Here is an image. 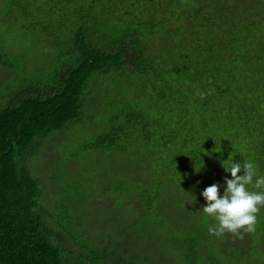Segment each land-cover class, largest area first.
<instances>
[{"label": "trees", "instance_id": "16d2710c", "mask_svg": "<svg viewBox=\"0 0 264 264\" xmlns=\"http://www.w3.org/2000/svg\"><path fill=\"white\" fill-rule=\"evenodd\" d=\"M0 7L2 17L16 14L54 46L68 36L74 56L54 89L0 107V264H78L63 244L70 234L45 222L25 163L39 140L81 118L89 84L110 72L148 76L144 83L158 86L144 96L149 118L140 110L115 115L90 144L136 140L158 154L141 210L186 206L194 226L202 215L210 225L202 192L216 183L223 195L231 173L222 161H251L264 175V0H1ZM151 46H158L153 56ZM172 216L181 223L179 212ZM260 218L255 234L264 230V208ZM191 230L173 247L178 260L206 256L195 241L206 232ZM231 235H223V249Z\"/></svg>", "mask_w": 264, "mask_h": 264}, {"label": "rangeland", "instance_id": "374dc122", "mask_svg": "<svg viewBox=\"0 0 264 264\" xmlns=\"http://www.w3.org/2000/svg\"><path fill=\"white\" fill-rule=\"evenodd\" d=\"M12 15L2 17L0 11V107L23 94L54 89L57 73L68 68L74 57L68 36L54 46V41L45 42V35L34 28L27 30V24ZM107 35L111 38L112 34ZM152 48L153 56L158 46ZM143 80L142 75L128 72L97 78L87 88L81 118L63 132L50 133L37 142L40 147L25 166L37 181L41 194L37 203L45 222L54 228L61 225L70 234L63 244L76 254L71 258L78 264H264V230L242 239L231 235L223 249L224 237L209 233L217 222L208 225L205 215L194 226L186 206L141 210L144 205L139 195L149 176L153 178L158 157L148 146L121 140L91 150L90 144L107 131L106 120L113 116L140 110L149 118L147 100L158 86L152 88ZM163 157L169 158L167 154ZM173 212L180 213L181 223L176 224ZM193 227L206 232L195 238L206 256L178 260L173 247L183 241L180 233ZM104 248L112 255L103 256ZM92 253L96 255L93 259Z\"/></svg>", "mask_w": 264, "mask_h": 264}, {"label": "clouds", "instance_id": "9594fccd", "mask_svg": "<svg viewBox=\"0 0 264 264\" xmlns=\"http://www.w3.org/2000/svg\"><path fill=\"white\" fill-rule=\"evenodd\" d=\"M213 92L214 89L200 93V98L203 99ZM222 167L231 173V178H224L226 187L223 195L216 183L203 190L202 196L207 204L202 207V211L217 222L209 228L211 235L221 237L230 233L242 239L244 233L256 230L258 214L264 208V175L258 174L257 166L253 162L233 163L230 155L227 160L222 161ZM242 171L243 174H240ZM250 185L260 191L250 190Z\"/></svg>", "mask_w": 264, "mask_h": 264}]
</instances>
